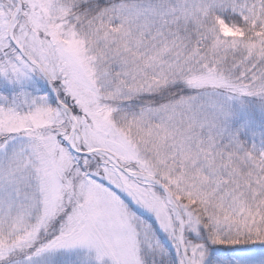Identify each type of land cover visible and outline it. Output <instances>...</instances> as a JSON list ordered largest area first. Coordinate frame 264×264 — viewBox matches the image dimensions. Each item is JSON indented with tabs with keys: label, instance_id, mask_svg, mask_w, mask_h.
I'll return each instance as SVG.
<instances>
[{
	"label": "snow or ice",
	"instance_id": "1",
	"mask_svg": "<svg viewBox=\"0 0 264 264\" xmlns=\"http://www.w3.org/2000/svg\"><path fill=\"white\" fill-rule=\"evenodd\" d=\"M0 264H264V0H0Z\"/></svg>",
	"mask_w": 264,
	"mask_h": 264
}]
</instances>
